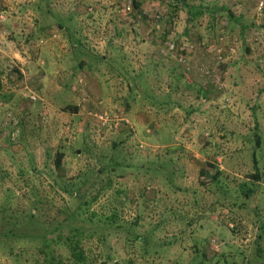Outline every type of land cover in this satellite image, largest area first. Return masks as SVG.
Instances as JSON below:
<instances>
[{
    "label": "rangeland",
    "instance_id": "obj_1",
    "mask_svg": "<svg viewBox=\"0 0 264 264\" xmlns=\"http://www.w3.org/2000/svg\"><path fill=\"white\" fill-rule=\"evenodd\" d=\"M49 1L63 18L77 13L67 35L55 26L52 37L38 42L33 35L28 39L35 26L31 12L9 19L4 27L0 18V264H33L38 251L33 240L8 233L10 228L19 235L21 228L27 230L5 223L2 208L8 195L16 209L36 205L45 221L62 220L79 202L59 190L62 182L99 161L107 167L109 160L116 168L117 197L103 196L90 211L115 212L118 222L128 226L125 231L112 227L107 242L86 243L95 264H115L114 254L130 257V264L188 263L197 248L194 243L187 250L185 241L194 231L199 250L202 238L212 241L205 250L213 256L220 248L217 229L232 227L229 216L236 212L234 196L225 188L244 182L255 186L248 177L252 153L264 150V0H192L194 12L202 10L194 20L187 8H170L168 0ZM35 2L41 0H0V8L12 16L15 8ZM133 2L139 7L133 8ZM224 8L236 19L229 20ZM80 32L100 54L115 36L121 57L103 64L105 75L74 68L80 57L70 56L67 37ZM152 64L158 70L145 82L151 92L143 91L153 105L140 99L127 108L128 84L111 70L128 67L143 73ZM178 64L189 73V85L168 87L169 70ZM75 105L77 113L63 110ZM97 111L126 114L130 125L102 128L88 117ZM58 151L66 154L60 169L54 166ZM210 164L225 173L220 189L209 177L214 174ZM93 177L82 188L97 189ZM247 201V209L238 214L243 225L249 224L259 196ZM129 229L148 242L132 247L126 242ZM255 233L249 224L233 243L249 250ZM179 234L186 239L162 252L161 246ZM7 245L19 256L8 255Z\"/></svg>",
    "mask_w": 264,
    "mask_h": 264
},
{
    "label": "trees",
    "instance_id": "obj_2",
    "mask_svg": "<svg viewBox=\"0 0 264 264\" xmlns=\"http://www.w3.org/2000/svg\"><path fill=\"white\" fill-rule=\"evenodd\" d=\"M45 2V3H44ZM170 8L178 7V5H183L188 10V15L190 20H194L197 16L202 14L201 8L194 12L195 7L192 4V0H168ZM45 4V5H44ZM49 0H41L39 3H31L30 6L34 13L35 29L38 33H33V38L37 37V41L45 40L52 37L50 33L54 32L55 26L59 28L62 34L67 35L69 31L73 30L76 23L71 21L73 15H77L75 12H71L72 15H68V18H63L52 6ZM133 8L139 7L137 2H133ZM176 9V8H175ZM172 9V12L175 11ZM229 20H235L236 17L228 10ZM167 36V34H166ZM68 41L73 47L70 53L71 57L79 58L78 66L74 67L76 71L79 70H91L92 72L99 71V73L106 74V72L101 71L104 63L113 64V60H120L121 48L113 41V38L107 41L106 51L104 54L94 52L91 43L85 38L82 33L76 37L68 36ZM30 39V38H29ZM117 41V40H116ZM208 43L207 45H211ZM179 51V48L175 52ZM113 56V57H111ZM4 61V60H0ZM178 61L182 62L178 59ZM124 63V62H123ZM179 63V62H178ZM105 65V64H104ZM116 67L120 64H115ZM177 68H172L169 70L171 76V82L168 87L174 86L177 82L188 86V80L190 79L189 73L183 69L180 64ZM180 68V69H179ZM145 74L141 72H136L135 70H130L126 67L124 70L119 69V71L111 70V73L115 77H120L125 80L128 84L129 94L127 98V108L131 107L133 103L138 100H145V105H153L149 96L145 94L143 88L147 94H150L151 90L146 86L145 82L148 80L149 76L154 74L158 70L157 64H152L147 68H143ZM164 68H162L163 73ZM182 71V72H181ZM109 71L107 72V75ZM159 75V73H158ZM156 79L157 75L154 76ZM178 84V85H179ZM170 85V86H169ZM177 85V89L178 88ZM176 88L169 90V95L176 91ZM149 99V101L147 100ZM179 103V102H178ZM174 107V106H173ZM173 109L172 107H169ZM178 108V107H177ZM64 111L71 110L72 113L79 112V107L77 105L68 108L65 107ZM112 127V126H111ZM103 128V127H102ZM78 154V152H76ZM65 152L58 151L54 160V166L60 169L63 165L65 159ZM104 159H110L109 156L104 155ZM252 164L253 171L248 174L250 181L255 183H243L239 185L236 189L225 188L226 194H232L234 196V204L232 207L236 208L235 214L230 217V225H222L217 229V235L220 242V248L216 250L213 256H208L205 250V245L210 246L212 241L208 238H202L199 243L202 246V250H199L197 246L198 240L196 239L197 231L190 232V235L186 239L183 234L176 235L172 240L165 242L161 246V251H166L172 246L176 247V244L183 242L185 239L187 242L189 240V250L195 243L197 251L194 256L190 259L188 263L178 261L175 264H264V188L260 186L264 183V150H254L252 153ZM103 162L99 161V165L88 167L86 170L79 172V174L72 178L71 180H64L59 190L67 192L70 194L71 198H77L79 200L78 204L73 208H69L71 212L62 220L50 219L45 221L41 215H39L38 208L36 205L28 211H23L13 207V196L8 195L6 203L3 205L2 212L5 217L3 218L5 223L10 227H27L21 228V237L19 232L16 233V229L10 228L8 233L12 234V237L19 239H29L35 242L36 248H38L37 254L34 255L33 264H95V259L91 254V249L86 248V243L92 240H97L99 242H107L110 238V229L114 226L125 231L123 227L128 226V223L120 224L116 213H110L107 215H98L96 212H91L90 207L100 200L103 196H107L108 199L117 197L115 195L118 192L116 188L119 183H116L115 173L116 168L112 166L110 160L108 161V166L104 167ZM114 165V164H113ZM120 167V166H116ZM210 169L214 171L212 176V183L219 189L223 187V175L225 174L214 164H210ZM120 169V168H118ZM125 172V167L120 169ZM208 168L201 170V175H207ZM36 167L30 171L34 173ZM48 172V168L43 172ZM120 174V173H119ZM117 174V175H119ZM122 175V174H120ZM95 178H94V177ZM93 177L94 181L97 182V189L93 187L82 188L86 185L87 178ZM226 178V177H225ZM258 184L260 186H258ZM121 191V190H120ZM119 191V192H120ZM259 196V201L250 212L249 224L254 226L256 231L253 236V241L250 244V249L246 250L241 246L234 244L233 241L243 232V228L247 225H243L244 221L239 212L247 209V199L251 197ZM263 199V200H262ZM109 208V207H108ZM212 212H215V207ZM234 213V211H232ZM155 230V229H154ZM126 242L133 246L141 245L142 242H148L147 236L139 235L136 231L129 229ZM158 243V242H157ZM172 244V245H171ZM8 255L12 257H18L15 248L11 245H7ZM112 253H109V256ZM117 262L115 264H130V257L117 256ZM111 258V256H110ZM20 262V259H15L16 262ZM20 264H22L20 262ZM158 264H162L159 262Z\"/></svg>",
    "mask_w": 264,
    "mask_h": 264
},
{
    "label": "built area",
    "instance_id": "obj_3",
    "mask_svg": "<svg viewBox=\"0 0 264 264\" xmlns=\"http://www.w3.org/2000/svg\"><path fill=\"white\" fill-rule=\"evenodd\" d=\"M263 3H261L262 7ZM211 48L219 50L216 47V44L212 43L210 45ZM183 56L180 57L181 61L183 60ZM32 99H36L35 96L30 95ZM88 117L94 121H96L100 126L107 127L112 126L114 129H119L121 126H129L130 120L128 119L126 114H118V113H109L106 111L103 112H88Z\"/></svg>",
    "mask_w": 264,
    "mask_h": 264
},
{
    "label": "crops",
    "instance_id": "obj_4",
    "mask_svg": "<svg viewBox=\"0 0 264 264\" xmlns=\"http://www.w3.org/2000/svg\"><path fill=\"white\" fill-rule=\"evenodd\" d=\"M27 5H29V4H27ZM26 4H24L23 5V7L21 6V7H18V8H15V12H14V15H12V16H9V11L8 10H6L5 8H0V18L2 19V26L4 27L5 25H6V23H7V21H9V19H11V20H15V18H20L23 14H24V12H31V15L34 17V13H33V10H32V8L30 7V6H27ZM13 18V19H12ZM19 22H18V24H17V27H15V28H13V32H16L17 31V29L19 28ZM33 33H38V31L35 29V26H34V28H33V30H32V32H31V34L29 35V38H31L32 37V35H33ZM28 38V39H29ZM90 42V41H89ZM104 42V41H103ZM91 43V42H90ZM94 47V46H93ZM2 51V50H1ZM16 57H19V55H18V53H17V55H16Z\"/></svg>",
    "mask_w": 264,
    "mask_h": 264
}]
</instances>
